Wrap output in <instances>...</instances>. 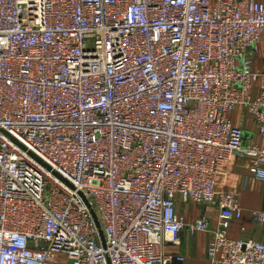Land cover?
Here are the masks:
<instances>
[{
  "label": "built area",
  "instance_id": "built-area-1",
  "mask_svg": "<svg viewBox=\"0 0 264 264\" xmlns=\"http://www.w3.org/2000/svg\"><path fill=\"white\" fill-rule=\"evenodd\" d=\"M262 40L256 0H0V264L181 263L178 201L218 207L188 226L213 263L264 264L215 189L235 153L264 181Z\"/></svg>",
  "mask_w": 264,
  "mask_h": 264
},
{
  "label": "crops",
  "instance_id": "crops-1",
  "mask_svg": "<svg viewBox=\"0 0 264 264\" xmlns=\"http://www.w3.org/2000/svg\"><path fill=\"white\" fill-rule=\"evenodd\" d=\"M264 3V0H256ZM254 68L264 71V41L262 40L253 53ZM258 93L256 85L251 90L254 98ZM231 122L240 127L244 133V144L260 142L261 137L256 129L254 119L242 106H235L229 113ZM223 173L215 183V189L234 191L242 208L239 219L234 220L227 232L230 239L251 238L264 243V223L255 222L252 213L264 212V181L253 175V166L250 158L235 153L225 162ZM177 214L183 226L179 233V244L166 243L164 251L173 256L182 257L183 264H218L213 263L207 256V246L210 234L206 232H190L188 226L198 219L201 214L207 215L210 227L216 226L219 210L214 203L195 205L178 201ZM173 260L171 264H181Z\"/></svg>",
  "mask_w": 264,
  "mask_h": 264
},
{
  "label": "water",
  "instance_id": "water-1",
  "mask_svg": "<svg viewBox=\"0 0 264 264\" xmlns=\"http://www.w3.org/2000/svg\"><path fill=\"white\" fill-rule=\"evenodd\" d=\"M93 217H94V220H95V222H96V225H97V227H98V229H99V234H100V236H101V241H102V244L104 245V239H103V236H102V232H101V230H100V227H99V223H98V221H97V219H96V217L93 215Z\"/></svg>",
  "mask_w": 264,
  "mask_h": 264
}]
</instances>
